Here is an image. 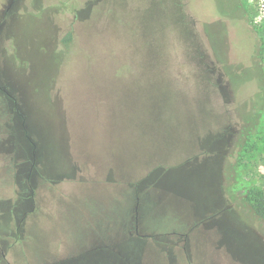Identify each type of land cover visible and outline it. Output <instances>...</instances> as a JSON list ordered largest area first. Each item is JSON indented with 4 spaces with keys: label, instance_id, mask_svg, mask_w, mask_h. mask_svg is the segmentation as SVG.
I'll list each match as a JSON object with an SVG mask.
<instances>
[{
    "label": "rangeland",
    "instance_id": "1",
    "mask_svg": "<svg viewBox=\"0 0 264 264\" xmlns=\"http://www.w3.org/2000/svg\"><path fill=\"white\" fill-rule=\"evenodd\" d=\"M261 49L264 0H0V264H264Z\"/></svg>",
    "mask_w": 264,
    "mask_h": 264
},
{
    "label": "trees",
    "instance_id": "2",
    "mask_svg": "<svg viewBox=\"0 0 264 264\" xmlns=\"http://www.w3.org/2000/svg\"><path fill=\"white\" fill-rule=\"evenodd\" d=\"M72 35H73L72 32L69 31L63 37V40H62L67 51H70L72 49L71 47V41L73 40ZM261 52H262V49L257 54L254 65L252 67L245 68L243 71H240V72L234 71L232 68L228 67V65L226 66V64L221 66L222 76L223 74L226 75L227 77L226 79L230 85L238 86V84L244 82L248 78L254 79L256 86H257V91L255 94V99H254L255 101L254 110L250 112V114L245 115L244 117L247 122L252 121L254 124L259 121L261 109L264 108V68L261 66L262 64L261 63L262 59L260 57ZM214 84L217 85V82L214 81ZM225 88L221 90L220 88H218V90L219 92H221V91H224ZM219 135L226 138L222 133ZM212 137L214 136L212 135ZM249 138H251L249 133L241 134V138L239 140L240 142H238L237 144L240 146L241 152L247 149V146L253 147V143L250 142L251 139L249 140ZM245 200L247 202L249 213H252L253 215H255L256 217H258L264 222V191L261 189H250L245 195Z\"/></svg>",
    "mask_w": 264,
    "mask_h": 264
},
{
    "label": "crops",
    "instance_id": "3",
    "mask_svg": "<svg viewBox=\"0 0 264 264\" xmlns=\"http://www.w3.org/2000/svg\"><path fill=\"white\" fill-rule=\"evenodd\" d=\"M74 259V258H73Z\"/></svg>",
    "mask_w": 264,
    "mask_h": 264
}]
</instances>
